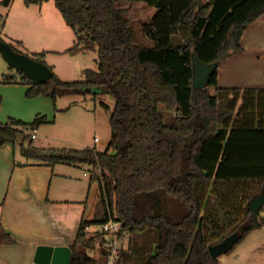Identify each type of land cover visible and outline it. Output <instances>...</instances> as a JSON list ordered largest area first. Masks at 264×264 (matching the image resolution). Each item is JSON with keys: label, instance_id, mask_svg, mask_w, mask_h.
I'll return each instance as SVG.
<instances>
[{"label": "trees", "instance_id": "16d2710c", "mask_svg": "<svg viewBox=\"0 0 264 264\" xmlns=\"http://www.w3.org/2000/svg\"><path fill=\"white\" fill-rule=\"evenodd\" d=\"M53 1L75 34L66 51H96L97 68L66 81L47 65L50 77L37 83L8 66L0 82L28 85L26 96L48 95L53 102L78 91L108 93L112 107L101 104L109 113V141L103 150L39 149L27 132L43 122L36 117L0 121V145L18 143L23 156L49 165L99 168L90 177L98 184L94 212L79 222L69 264H104L102 235L85 228L110 218L129 234L145 228L134 233L132 246L130 239L126 248L120 243L115 264H217L210 245L237 231L228 255L264 223L248 208L264 187V88L217 84L218 64L244 50L241 36L264 14V0ZM134 2L156 8L140 25L152 46L133 41L128 12ZM179 30L188 38L174 44ZM193 53L217 63L204 88L192 87ZM43 56L32 58L45 64ZM13 242L0 225V244Z\"/></svg>", "mask_w": 264, "mask_h": 264}, {"label": "rangeland", "instance_id": "374dc122", "mask_svg": "<svg viewBox=\"0 0 264 264\" xmlns=\"http://www.w3.org/2000/svg\"><path fill=\"white\" fill-rule=\"evenodd\" d=\"M156 8L144 2H134L128 12L133 41L143 46H152V42L141 31L140 25L148 21L155 13ZM0 37L15 47L19 53L35 56L44 52L43 60L46 65L63 80H81L85 68H97V52L82 50L69 53L66 50L74 44L75 34L68 26L53 0L26 4L23 0H9L7 4L0 0ZM6 21V22H5ZM263 22V21H262ZM250 25V24H249ZM264 28V22L261 25ZM261 30L257 29V33ZM264 33V29L260 32ZM256 34V33H254ZM257 35V34H256ZM188 37L183 30H179L172 37L174 44L186 41ZM23 44V46H22ZM28 51H27V50ZM8 72V64L0 53V79L1 74ZM4 86L0 83V88ZM1 90V89H0ZM210 90L214 91L210 87ZM17 89L8 88L5 93H0V121L6 122L9 118L30 122L36 117H43V122L37 126L36 137L31 139V145L40 148H94L103 150L110 138L109 113L101 104L113 105V97L103 92H74L61 95L53 102L48 95L28 97ZM169 115V114H167ZM29 140H25L27 145ZM17 147L18 146V143ZM18 161L33 160L17 153ZM80 174L85 172L83 180L86 184L92 174H98L99 168L88 163L80 165ZM98 192L96 181L90 183V213L92 216ZM259 215L264 217V204L259 210ZM80 220V219H79ZM78 220V221H79ZM136 229L126 233L121 246L126 248L127 241L130 245L138 238L134 233H143L145 230ZM91 231H93L91 229ZM255 241L258 246L255 252L260 260L253 264H264V223L257 230H253L245 242ZM238 246V245H237ZM234 249L233 251H235ZM232 251V252H233ZM231 252V253H232ZM98 258L97 252H89ZM230 254V253H229ZM222 254L220 257L226 256ZM133 257V256H132ZM130 264H136L131 260ZM138 264V263H137Z\"/></svg>", "mask_w": 264, "mask_h": 264}, {"label": "crops", "instance_id": "0c3cea01", "mask_svg": "<svg viewBox=\"0 0 264 264\" xmlns=\"http://www.w3.org/2000/svg\"><path fill=\"white\" fill-rule=\"evenodd\" d=\"M262 21L264 14L247 25L240 41L242 52L228 54L218 64L220 87L264 88ZM257 29L261 31L257 33ZM1 84L4 86L0 93L12 88L25 94L28 88L25 84ZM17 153H20L17 144L0 145V225L14 240L0 244V264H32L39 245L69 246L82 217H92L88 203L90 179L87 184L84 182L83 175L87 174H80L81 166L49 165L35 159L18 161ZM247 236L235 251L219 256L217 264L258 262L259 256L251 252L258 242H245Z\"/></svg>", "mask_w": 264, "mask_h": 264}, {"label": "water", "instance_id": "95a60500", "mask_svg": "<svg viewBox=\"0 0 264 264\" xmlns=\"http://www.w3.org/2000/svg\"><path fill=\"white\" fill-rule=\"evenodd\" d=\"M9 0H3L7 4ZM0 53L6 60L8 66L17 70L23 71L31 80L37 83H42L51 75L50 68L30 57L29 55L16 52L12 47L0 39ZM192 87L195 89L204 88L208 77L212 70L217 66V63H203L195 53L192 54ZM264 204V187L260 193L256 195L249 203L248 208L257 213L260 207ZM238 238V232L235 231L225 237L223 240L208 247V252L212 258H218L225 254L235 243ZM71 249L69 246H51L39 245L33 257L32 264H69Z\"/></svg>", "mask_w": 264, "mask_h": 264}, {"label": "built area", "instance_id": "2783aa9c", "mask_svg": "<svg viewBox=\"0 0 264 264\" xmlns=\"http://www.w3.org/2000/svg\"><path fill=\"white\" fill-rule=\"evenodd\" d=\"M1 19V15H0ZM32 138L36 137V129H29L27 131ZM86 231L93 230L102 235L103 238V249L106 254L104 264H115L119 258L120 243L124 240L126 231L122 228V222L110 218L108 221L86 226Z\"/></svg>", "mask_w": 264, "mask_h": 264}]
</instances>
